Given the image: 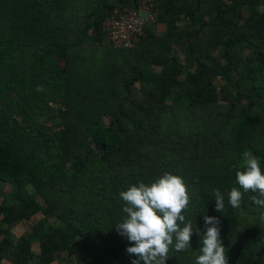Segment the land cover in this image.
Here are the masks:
<instances>
[{"label":"trees","instance_id":"trees-1","mask_svg":"<svg viewBox=\"0 0 264 264\" xmlns=\"http://www.w3.org/2000/svg\"><path fill=\"white\" fill-rule=\"evenodd\" d=\"M144 1L0 0V248L26 222L18 257L38 244L131 264L119 193L167 171L195 228L165 264H194L204 215L220 220L228 264H264V208L251 192L227 201L244 152L264 172V0H153L136 44L114 47L106 20Z\"/></svg>","mask_w":264,"mask_h":264},{"label":"clouds","instance_id":"clouds-1","mask_svg":"<svg viewBox=\"0 0 264 264\" xmlns=\"http://www.w3.org/2000/svg\"><path fill=\"white\" fill-rule=\"evenodd\" d=\"M235 181L227 193L228 204L236 209L241 207L244 193H254L252 202L264 208V172L259 160L251 152L242 154V170L235 172ZM216 211L225 208V196L219 189L212 193ZM124 202V216L114 226L118 233L132 242L126 251L135 255L131 264H165L169 252L190 249V240L195 225L187 219L190 195L184 179L165 171L154 181L130 184L119 193ZM205 230L200 234V247L194 251V264H228L226 249L220 239V220L214 216H203ZM264 221V211L260 213Z\"/></svg>","mask_w":264,"mask_h":264},{"label":"built area","instance_id":"built-area-1","mask_svg":"<svg viewBox=\"0 0 264 264\" xmlns=\"http://www.w3.org/2000/svg\"><path fill=\"white\" fill-rule=\"evenodd\" d=\"M153 0H146L138 9H116L105 22V29L114 47H133L138 36L143 34L144 27L155 21L152 12Z\"/></svg>","mask_w":264,"mask_h":264},{"label":"crops","instance_id":"crops-1","mask_svg":"<svg viewBox=\"0 0 264 264\" xmlns=\"http://www.w3.org/2000/svg\"><path fill=\"white\" fill-rule=\"evenodd\" d=\"M156 30L162 34L167 30V26L159 23ZM28 230L29 227L26 222L16 223L9 229L6 238L10 240L11 246L8 251H3L0 248V264H79L67 253L63 254L64 252L43 254L40 252L38 244H34L30 248V252H25L18 257L16 245Z\"/></svg>","mask_w":264,"mask_h":264},{"label":"rangeland","instance_id":"rangeland-1","mask_svg":"<svg viewBox=\"0 0 264 264\" xmlns=\"http://www.w3.org/2000/svg\"><path fill=\"white\" fill-rule=\"evenodd\" d=\"M214 54L215 55H219V52L218 51H214ZM66 253V252H65ZM65 253H63V254H65Z\"/></svg>","mask_w":264,"mask_h":264}]
</instances>
